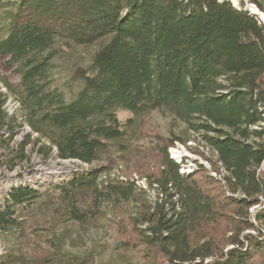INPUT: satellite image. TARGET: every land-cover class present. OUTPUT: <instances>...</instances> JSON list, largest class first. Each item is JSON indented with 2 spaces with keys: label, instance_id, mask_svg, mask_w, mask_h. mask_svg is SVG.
Listing matches in <instances>:
<instances>
[{
  "label": "trees",
  "instance_id": "16d2710c",
  "mask_svg": "<svg viewBox=\"0 0 264 264\" xmlns=\"http://www.w3.org/2000/svg\"><path fill=\"white\" fill-rule=\"evenodd\" d=\"M248 2L262 11L259 0ZM239 6L229 0H0V56L19 74L17 87L2 81L21 117L16 122L17 114L6 112L0 84V131L7 132L0 134V167L22 164L28 145L58 160L97 162L54 184L69 202L70 219L83 221L93 211L78 206L80 194L113 205L130 201L146 255L168 264H264V24L243 0ZM73 45L95 50L89 64L74 68L80 85L66 99L52 85L53 59ZM120 111L130 116L122 120ZM154 111L199 139L220 177L201 163L181 173L168 148L187 137L159 134L162 144L150 149L156 170L145 172L153 200L133 179L109 176L113 147L124 150L127 134L140 135ZM24 124L30 132L11 146ZM28 185L11 186L0 198V230L17 226V208L39 195Z\"/></svg>",
  "mask_w": 264,
  "mask_h": 264
},
{
  "label": "rangeland",
  "instance_id": "374dc122",
  "mask_svg": "<svg viewBox=\"0 0 264 264\" xmlns=\"http://www.w3.org/2000/svg\"><path fill=\"white\" fill-rule=\"evenodd\" d=\"M235 1L239 6L242 0ZM243 3V8H246V3L250 2L243 0ZM261 4L264 9V0H261ZM94 50V46L59 48L53 59L52 85L62 90L66 99H70L72 91L80 85L78 79H73L74 68L89 64ZM2 80L17 87L19 74L14 67H7L5 58L0 56V84L6 88ZM4 88L1 90L8 94L5 110L8 114H17V100ZM16 116V122H19L21 117L19 114ZM127 116H130L127 111L118 113L122 120ZM148 119L141 126L140 135L139 132L127 134L124 150H120V146L113 147L110 155L114 160L108 171L109 176L133 179L136 186L146 189L148 198L153 200L155 190L147 189L145 172L156 170L157 161L150 149L157 142L162 144V140L155 137V134H159L163 138L173 135L187 137L183 143L176 141L168 148V154L179 162L181 173L192 172L201 163L212 176L220 177L211 170L205 157L210 155L208 150L199 139L192 137L179 120L159 111L152 112ZM29 132L25 124L17 126L10 145L17 146ZM0 134L7 137L6 131H0ZM32 135L36 136L35 133ZM26 153L28 159L12 170L5 165L0 167V198L9 187L23 183L38 190L39 195L33 203L17 208V226L0 230V264H38L45 259L50 260L46 264H168L161 256L146 255L148 247L139 239L131 223L135 206L130 201L113 205L106 201H93L90 194H80L75 201L78 206L93 211L83 221L69 218V202L54 184L64 182L75 171L91 169L97 162L88 165L75 159L58 160L54 152L47 157L42 156L30 145L26 146ZM101 178L104 179V176L101 175ZM257 207L250 208V211L254 212Z\"/></svg>",
  "mask_w": 264,
  "mask_h": 264
},
{
  "label": "bare ground",
  "instance_id": "6f19581e",
  "mask_svg": "<svg viewBox=\"0 0 264 264\" xmlns=\"http://www.w3.org/2000/svg\"><path fill=\"white\" fill-rule=\"evenodd\" d=\"M232 2H233V5H235L236 6V1L235 0H232ZM236 3V4H235ZM251 6V7H250ZM249 7L248 6H245L247 9H249L252 13H254V14H258V16L260 15V17L264 20V14L260 11V10H258V9H256V8H253L252 6H254V4H251ZM174 155H176V156H178L177 154H174ZM171 157V156H170ZM171 158H173V159H175L174 157H171ZM65 160V159H64ZM80 163V162H79ZM179 163V162H178ZM186 170H187V168H186ZM30 180V179H29Z\"/></svg>",
  "mask_w": 264,
  "mask_h": 264
},
{
  "label": "water",
  "instance_id": "95a60500",
  "mask_svg": "<svg viewBox=\"0 0 264 264\" xmlns=\"http://www.w3.org/2000/svg\"><path fill=\"white\" fill-rule=\"evenodd\" d=\"M245 2L248 1V0H244ZM251 4L250 3H246V6H250ZM258 16V14H256ZM258 18L260 19V21L264 24V20L260 17V15L258 16Z\"/></svg>",
  "mask_w": 264,
  "mask_h": 264
},
{
  "label": "crops",
  "instance_id": "0c3cea01",
  "mask_svg": "<svg viewBox=\"0 0 264 264\" xmlns=\"http://www.w3.org/2000/svg\"><path fill=\"white\" fill-rule=\"evenodd\" d=\"M260 1V4H261V0H259ZM261 8H262V12L264 13V9H263V7H262V4H261Z\"/></svg>",
  "mask_w": 264,
  "mask_h": 264
}]
</instances>
